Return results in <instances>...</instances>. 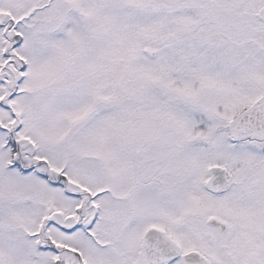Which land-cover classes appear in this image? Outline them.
Segmentation results:
<instances>
[{"label": "snow or ice", "instance_id": "6c2138e0", "mask_svg": "<svg viewBox=\"0 0 264 264\" xmlns=\"http://www.w3.org/2000/svg\"><path fill=\"white\" fill-rule=\"evenodd\" d=\"M0 264H264V0H0Z\"/></svg>", "mask_w": 264, "mask_h": 264}]
</instances>
